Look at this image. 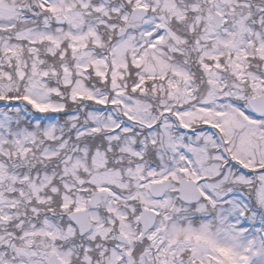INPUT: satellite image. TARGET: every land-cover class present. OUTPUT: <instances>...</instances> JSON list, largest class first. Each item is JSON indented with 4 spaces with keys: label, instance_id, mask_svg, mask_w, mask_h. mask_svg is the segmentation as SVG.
I'll return each mask as SVG.
<instances>
[{
    "label": "snow or ice",
    "instance_id": "snow-or-ice-1",
    "mask_svg": "<svg viewBox=\"0 0 264 264\" xmlns=\"http://www.w3.org/2000/svg\"><path fill=\"white\" fill-rule=\"evenodd\" d=\"M0 264H264V0H0Z\"/></svg>",
    "mask_w": 264,
    "mask_h": 264
}]
</instances>
